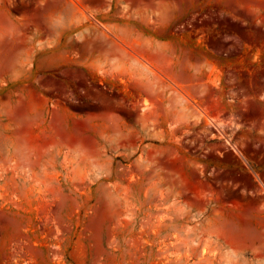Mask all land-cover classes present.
<instances>
[{"label":"rangeland","instance_id":"obj_1","mask_svg":"<svg viewBox=\"0 0 264 264\" xmlns=\"http://www.w3.org/2000/svg\"><path fill=\"white\" fill-rule=\"evenodd\" d=\"M0 264H264V0H0Z\"/></svg>","mask_w":264,"mask_h":264},{"label":"crops","instance_id":"obj_2","mask_svg":"<svg viewBox=\"0 0 264 264\" xmlns=\"http://www.w3.org/2000/svg\"><path fill=\"white\" fill-rule=\"evenodd\" d=\"M239 5H240L241 7H245L246 4L241 2V3H239Z\"/></svg>","mask_w":264,"mask_h":264}]
</instances>
